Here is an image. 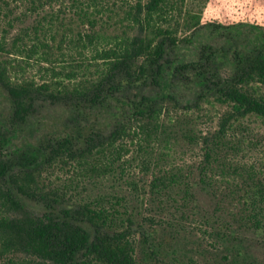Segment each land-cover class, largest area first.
Returning a JSON list of instances; mask_svg holds the SVG:
<instances>
[{"label": "trees", "instance_id": "1", "mask_svg": "<svg viewBox=\"0 0 264 264\" xmlns=\"http://www.w3.org/2000/svg\"><path fill=\"white\" fill-rule=\"evenodd\" d=\"M92 1L30 0L37 14L67 2L90 25V33L70 31L60 41H86L95 52L90 67L52 66L58 16H43L45 25L23 27L10 41L5 29L0 36V90L11 104L9 129L0 131V264H264V171L246 160L256 149L248 122L264 127V28L260 44L204 45L195 60L175 64L172 53L191 44L196 30L208 26L226 40L240 30L202 23L185 8L188 0H137L125 11L124 29L106 35L95 30ZM32 62L48 64L40 83L25 76ZM189 79L196 100L181 106L173 86ZM209 99L224 109L216 129L203 133L189 112ZM43 103L69 113L65 133L14 145ZM127 140L132 160L150 174L157 205L146 221L155 218L159 231L144 229L125 195L102 189L104 181L130 176ZM163 144L198 149L199 161L165 167L157 153ZM56 167L71 168L70 179L52 182ZM188 220L206 228L210 250L186 241Z\"/></svg>", "mask_w": 264, "mask_h": 264}, {"label": "rangeland", "instance_id": "2", "mask_svg": "<svg viewBox=\"0 0 264 264\" xmlns=\"http://www.w3.org/2000/svg\"><path fill=\"white\" fill-rule=\"evenodd\" d=\"M136 1L93 0L87 3L89 12H92L98 18L99 24L95 27V30L103 31L106 35H112L114 30L118 29L116 33H120L124 29L123 24L126 25L124 18L125 11L130 5H134ZM95 5L99 11L94 9ZM31 7L30 0H0V36L4 34L3 30L5 29L8 31L6 34L7 41H10L23 27H31L38 22L45 25L46 22L43 21V16L46 17V20L50 19V15H53L52 19L58 16L59 19L56 20L58 23V35L56 36V41L54 43L51 42V44L53 43V59H56L57 62L53 63L52 66H55L54 68L59 70L61 67L79 69L80 67L95 65V60H93L95 52L88 46L86 41L83 42L84 44L82 42L80 44H71L68 43V40L62 38V42L60 43L62 35L69 36L70 31H80L82 33L91 32L90 25L83 24L75 16L76 10L72 9L69 3L64 2L61 5L53 4L51 7L45 6L39 14L33 13ZM185 8L191 12L201 14L202 23L233 25L234 27L231 30L233 35H235L236 30L240 31L236 34L235 38L226 40L225 37H221L220 33L215 32L211 27L205 26L204 28L196 30L191 44L181 46L177 49L176 53H172V60H174L175 64L195 60L200 48L204 45H212L217 48H230L229 46L234 45L235 42V45L246 43L247 41L261 43V39L259 37L257 39L256 36L261 32L260 29L264 28V0H207L206 2L202 0H188ZM125 31L128 30L126 29ZM128 33L132 35L133 32L128 31ZM179 35L182 36V32ZM247 36L249 37L247 38ZM228 57L230 58L231 54ZM47 65L32 62L25 67V76L40 83L42 77L45 75L43 69ZM173 94L181 106L194 103L197 91L192 84V79L185 81V84L181 83V85L177 84L173 86ZM223 109V107L211 99L203 100L199 109L189 112V115H191L197 130L205 133L216 129L217 120ZM10 113L11 104L6 94L0 90V131L6 128L9 129L7 119ZM68 115L69 113L62 106L43 103L37 109V112L30 120V124L25 128V131L13 138V144L17 146L31 143L35 144L36 138H40L43 135L57 136L64 134L66 128L64 129L63 125ZM94 121L92 119L91 124L95 125L97 129L99 128V130L102 129L103 131L110 129L111 123L106 120L103 121L101 119L93 124L92 122ZM248 126L252 143L256 144L254 146L256 149H254L253 153L246 155V160L255 162L264 171V127L253 119L248 122ZM133 144L134 142L126 141V145L131 151L124 158L123 162V167L130 173L128 179L124 181L127 178V176H124V180L122 178L104 181L102 189L104 192L125 195L129 202L140 210V214L145 220L144 229H156L159 231L160 225H157L158 223H156L155 218L152 223L146 221L154 217V209L156 208L157 202H153L148 193L147 185L150 182V174L147 176L144 175L140 171L138 161L132 160L136 158V150L132 146ZM157 153L164 156V160H160V163L165 167H172V160L177 165H183L184 167L191 166L197 163L200 158L198 149L185 150L181 145L176 147L163 144L157 148ZM71 171V168L56 167L50 176V180L56 184H61L70 179ZM131 184H136V187H133ZM131 189L135 191L133 192ZM136 195L139 196L136 197ZM30 203L29 205H32ZM138 218L140 219L141 216H138ZM183 235L188 243H193L196 247H201L202 251L212 248V241L208 236L206 228L196 220H188L185 222ZM256 253L258 254V251Z\"/></svg>", "mask_w": 264, "mask_h": 264}]
</instances>
